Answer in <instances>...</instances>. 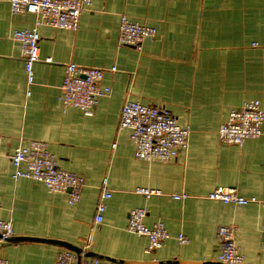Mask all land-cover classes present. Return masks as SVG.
<instances>
[{"label": "crops", "instance_id": "0c3cea01", "mask_svg": "<svg viewBox=\"0 0 264 264\" xmlns=\"http://www.w3.org/2000/svg\"><path fill=\"white\" fill-rule=\"evenodd\" d=\"M123 16L158 37L141 49L120 45ZM33 29L41 43L30 84L13 36ZM70 64L106 71L111 93L93 116L61 101ZM127 101L167 109L190 129L188 149L171 162L136 159L130 132L119 128ZM252 101L264 111V0H92L77 32L15 15L10 0H0V216L14 226L0 260L55 264L62 249L75 248L111 264H220L218 231L234 227L244 264H264V124L262 137L241 146L218 137L230 113ZM30 140L45 142L61 169L85 179L78 204L14 179L10 156ZM105 179L112 198L98 224ZM140 188L160 194L146 198ZM219 188L257 202L210 200ZM135 209L148 211L149 227L165 225L171 238L161 249L148 253V239L128 231Z\"/></svg>", "mask_w": 264, "mask_h": 264}, {"label": "built area", "instance_id": "2783aa9c", "mask_svg": "<svg viewBox=\"0 0 264 264\" xmlns=\"http://www.w3.org/2000/svg\"><path fill=\"white\" fill-rule=\"evenodd\" d=\"M11 11L15 15L31 14L42 19V23L60 30L77 32L81 17L91 6L92 0H10ZM158 37L156 29L141 25L123 16L120 20L119 43L122 46L141 49L146 41ZM14 40L21 44L25 69L29 83L34 82V68L40 61L41 35L37 29L17 31ZM111 72H117L113 67ZM106 71L99 68H85L70 64L65 69L62 83L61 101L65 107L81 110L86 116H93L99 101L111 93L104 86ZM264 111L259 101H252L241 109L232 111L227 122L218 131L219 141L226 146H241L250 139L263 135ZM120 130L130 132V140L135 145V157L141 161L171 162L189 147L190 129L182 127L177 119L163 107H151L138 102L127 101L121 112ZM4 137L0 133V154ZM14 167V179H28L43 185L50 193L68 196L70 205L81 201L85 179L75 173L60 168L57 158L45 142L30 140L18 146L10 156ZM101 198L97 206L96 222L104 221L106 202L112 198L105 179L101 186ZM138 195L150 198L160 193L140 188ZM180 199V197H175ZM212 201L246 206L256 203V199L241 197L234 189L219 188L209 193ZM1 215V206H0ZM146 209H135L129 213L127 229L130 233L146 237L147 252L159 250L171 238L165 225L157 223L149 227L145 220ZM14 236L12 222L0 216V248ZM236 229L220 227L217 235L220 264H244V257L235 244ZM180 244L187 238L178 237ZM262 246L264 247V226L262 227ZM84 252L78 253L62 249L55 264H111L100 259H83ZM0 264H8L0 260Z\"/></svg>", "mask_w": 264, "mask_h": 264}, {"label": "water", "instance_id": "95a60500", "mask_svg": "<svg viewBox=\"0 0 264 264\" xmlns=\"http://www.w3.org/2000/svg\"><path fill=\"white\" fill-rule=\"evenodd\" d=\"M69 250H72V251H74V252L78 253L79 255H81V252H80V251H78V250H77V249H75V248H70Z\"/></svg>", "mask_w": 264, "mask_h": 264}]
</instances>
